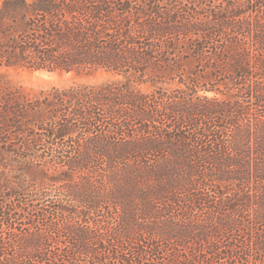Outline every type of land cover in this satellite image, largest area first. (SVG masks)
I'll use <instances>...</instances> for the list:
<instances>
[{
    "label": "trees",
    "instance_id": "obj_1",
    "mask_svg": "<svg viewBox=\"0 0 264 264\" xmlns=\"http://www.w3.org/2000/svg\"><path fill=\"white\" fill-rule=\"evenodd\" d=\"M4 68L111 79L0 75V264H264V0H0Z\"/></svg>",
    "mask_w": 264,
    "mask_h": 264
},
{
    "label": "rangeland",
    "instance_id": "obj_2",
    "mask_svg": "<svg viewBox=\"0 0 264 264\" xmlns=\"http://www.w3.org/2000/svg\"><path fill=\"white\" fill-rule=\"evenodd\" d=\"M3 81L10 87L22 88L30 96L36 97L42 91L54 88L66 89L81 84H101L111 79L106 74L95 76L66 72H49L46 70L34 71L29 69H1ZM147 87H143V90ZM2 231V230H0Z\"/></svg>",
    "mask_w": 264,
    "mask_h": 264
}]
</instances>
